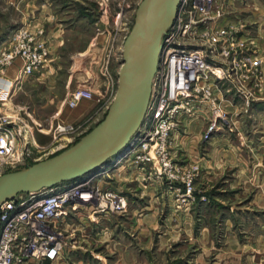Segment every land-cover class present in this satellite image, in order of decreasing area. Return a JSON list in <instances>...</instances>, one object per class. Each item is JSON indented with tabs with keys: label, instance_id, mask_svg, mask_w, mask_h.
Returning <instances> with one entry per match:
<instances>
[{
	"label": "rangeland",
	"instance_id": "1",
	"mask_svg": "<svg viewBox=\"0 0 264 264\" xmlns=\"http://www.w3.org/2000/svg\"><path fill=\"white\" fill-rule=\"evenodd\" d=\"M143 1L0 0V86L11 85L0 97V116L11 117L23 132H29L32 153V159L18 171L69 149L104 121L118 89L124 45ZM190 1L197 7L193 19L203 15L208 21L195 26L186 41L203 51L210 64L230 65L221 55L224 40L244 51L235 86L229 85L239 92L236 102L242 114L249 116L252 103L264 98V29L245 21L250 14H240L242 9H254L252 3ZM27 50L42 62L22 77V57ZM9 56L12 59L7 60ZM80 88L94 93L95 98L88 101L91 110L76 124H60V113L74 110L68 101ZM217 92L222 118L218 129L207 137L213 117L203 107L208 121L198 133L199 155L173 151L174 136L186 132L181 122L170 135L171 169H161L158 163L136 167L125 158L127 148L93 174L107 180L115 177L111 188L100 186L97 180L93 183L103 191L117 193L124 208L121 213H100L109 219L99 222L97 215L93 219L92 209L82 212L87 223H94L87 232L93 244L86 249H105L101 257L118 264H264V150L257 152L256 145L242 139V154L249 163L243 169L229 163L230 167L209 175L201 162V153L222 126L233 131L230 109ZM60 126H72L73 130L57 133ZM47 128L51 139L35 137L39 129ZM244 128L246 136L253 133L251 125ZM252 153L257 155L253 163ZM248 165L256 167L255 172L249 171ZM122 166L131 167L126 187L120 186L124 176L116 171ZM74 223L79 224V219L74 218ZM86 257L95 264L99 261L94 255Z\"/></svg>",
	"mask_w": 264,
	"mask_h": 264
},
{
	"label": "built area",
	"instance_id": "2",
	"mask_svg": "<svg viewBox=\"0 0 264 264\" xmlns=\"http://www.w3.org/2000/svg\"><path fill=\"white\" fill-rule=\"evenodd\" d=\"M196 10L190 0H182L173 26L162 39L160 64L144 125L125 153L127 161L136 167H141V163H152L155 167L158 163L161 169H171L170 135L183 118L194 114L196 107L211 111L213 120L207 137L218 129L222 109L215 93L220 85L235 81L244 51L224 40L221 55L230 65L210 64L203 51L186 41L195 26L208 21L203 15L195 21ZM22 58V77L31 74L42 62L30 50ZM10 88L8 83L0 86V97ZM94 98L91 90L80 88L72 93L68 106L75 109L81 102ZM22 129L11 117L0 116V177L17 172L32 159L29 132ZM72 130V126H60L56 132ZM95 178H84L39 194H22L5 202L0 207V264H68L67 254L81 249L74 218L83 219L81 214L86 209H92L95 217L100 213H121L124 208L117 193L94 186Z\"/></svg>",
	"mask_w": 264,
	"mask_h": 264
},
{
	"label": "water",
	"instance_id": "3",
	"mask_svg": "<svg viewBox=\"0 0 264 264\" xmlns=\"http://www.w3.org/2000/svg\"><path fill=\"white\" fill-rule=\"evenodd\" d=\"M182 0H144L124 45L115 99L103 122L69 149L0 177V207L22 194H39L88 178L118 158L142 128L159 68L162 39Z\"/></svg>",
	"mask_w": 264,
	"mask_h": 264
},
{
	"label": "crops",
	"instance_id": "4",
	"mask_svg": "<svg viewBox=\"0 0 264 264\" xmlns=\"http://www.w3.org/2000/svg\"><path fill=\"white\" fill-rule=\"evenodd\" d=\"M263 1V0H262ZM252 3V7L254 9H242L240 10V14H250L248 18L245 19L246 22L251 24V26H258V28L264 29V20L263 21H257L261 18L264 19V1L260 2V0H250ZM262 22V23H261ZM231 83V84H230ZM235 84L233 82H226L224 86H229L227 89L223 87V90L220 92H217L219 97L224 100V106L227 108V110L230 109V121L229 126L233 127V131H227L229 130L226 127L222 126L221 131H219L212 139L210 143H208V148L205 149V153H201L202 158L201 162L204 166V169L207 171L209 175L219 173L222 168L230 167L229 163H232V167L236 168H244L246 165L245 163L249 164L246 159H244V155L242 154V147H241V141L243 139V142L250 143L251 146H255V150L258 152L259 150H264V98L260 99L261 102L258 103L257 100H255L254 103H252V106L249 109V116H244L242 114L241 105L236 102L237 95L239 94L238 91L235 90L233 86L230 85ZM233 93V94H232ZM232 95V96H231ZM227 100V102L225 101ZM259 100V99H258ZM92 104L88 103V101H84L79 104V106L72 110L67 111L65 110L63 113L61 112L59 117V123L62 125H70V124H76L80 122L91 110ZM242 114V115H241ZM208 113L205 112V109L201 107H196L194 110V114L190 117L183 118L182 122H184V128H186V132L184 135L182 133L177 134L174 136V145L173 151L177 154V152L182 151L186 153H189V155L193 152L194 154L199 155L198 145L201 141V138L198 136V133L200 129L203 127V125H207L206 120ZM208 121V120H207ZM247 125H251L253 129V133L246 136V128ZM39 133L35 134V137L40 138H47L51 139V131L50 129H39ZM43 132V133H42ZM233 132V134L231 133ZM185 140V141H184ZM185 142V143H184ZM182 143V144H181ZM189 143V145H188ZM255 143V144H254ZM181 144L182 148H179L178 145ZM188 145V147H187ZM186 146V147H185ZM185 147L186 149H183ZM257 155H253L252 153V162L255 160V157ZM243 159V160H241ZM255 168H250L248 165V170H253L255 172ZM131 170V167L122 166L118 168L116 171L119 173L120 176H124L123 179H121L120 186L126 187L129 183L127 177V172ZM262 173H264L263 170H261ZM96 177L95 180H97L98 184L100 186H107L109 188L114 187L113 180H116L115 177H109V179H102L100 175H91L90 177ZM101 180V181H100ZM118 182V181H116ZM128 182V183H126ZM95 217H93L94 219ZM109 219V216L97 214L96 220L97 222L102 220ZM80 223L76 224V227L78 229V238L81 249H75L74 251L67 254V261L68 264H95L88 260L86 256L94 255L96 256L97 260H99L96 264H118L108 262L105 260V257H101L105 253V249H86L85 246L90 247L93 244V239L91 238L89 241V238L87 236V232L90 228L93 227V222L87 223L86 219L79 220ZM98 245V244H96ZM107 248V247H106ZM108 251H111L110 249H107ZM87 258V260H85ZM120 260V258H119Z\"/></svg>",
	"mask_w": 264,
	"mask_h": 264
},
{
	"label": "bare ground",
	"instance_id": "5",
	"mask_svg": "<svg viewBox=\"0 0 264 264\" xmlns=\"http://www.w3.org/2000/svg\"><path fill=\"white\" fill-rule=\"evenodd\" d=\"M153 82H154V80H153ZM152 88H153V86H152ZM81 103H82V102H81ZM78 106H79V105H78ZM78 106H77V107H78ZM77 107H76V108H77ZM182 113H183V112H182Z\"/></svg>",
	"mask_w": 264,
	"mask_h": 264
}]
</instances>
